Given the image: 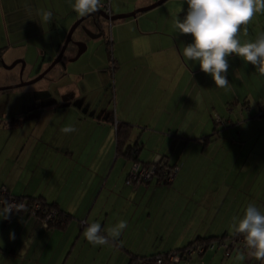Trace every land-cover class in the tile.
I'll list each match as a JSON object with an SVG mask.
<instances>
[{
	"label": "crops",
	"instance_id": "0c3cea01",
	"mask_svg": "<svg viewBox=\"0 0 264 264\" xmlns=\"http://www.w3.org/2000/svg\"><path fill=\"white\" fill-rule=\"evenodd\" d=\"M39 1L0 0L4 57L7 44L13 47L46 34H23L42 24ZM50 1L46 11L53 22L80 19L70 0ZM113 1L101 0L110 4L112 15L126 13L125 0H117L116 6ZM154 1L135 2L133 8ZM186 11L185 0H167L136 17L112 22L111 68H104L102 57L88 58L78 67L68 64L75 87L62 90H67L63 100V93L57 95L52 87L50 97L36 103V111H42L38 116L10 114L15 125L23 118L28 129L0 131L4 145L0 155L7 148L0 156V189L41 198L68 221L44 228L28 213L0 219V264H131L134 257L234 234L233 217H242L249 203L264 212V116L259 114L264 76L232 55L230 86L216 87L198 63L183 56L192 37L179 34L174 20L183 19ZM246 27L248 35L239 34L241 43L264 32V13H257ZM54 52L52 57L58 48ZM14 55L10 57L17 58ZM48 64L44 61L37 73ZM102 73L107 74L104 81ZM108 82L111 98L99 99ZM120 123L131 128L128 144L138 149L139 163L178 166L173 180L168 183L158 175L150 183L127 184L133 160L118 152ZM69 125L76 131L62 133L61 128ZM96 132V141L86 152ZM120 220L127 221V227L117 242L94 247L82 235L88 223L99 222L107 229ZM181 264L261 262L247 251L227 256L219 248L194 253Z\"/></svg>",
	"mask_w": 264,
	"mask_h": 264
},
{
	"label": "clouds",
	"instance_id": "9594fccd",
	"mask_svg": "<svg viewBox=\"0 0 264 264\" xmlns=\"http://www.w3.org/2000/svg\"><path fill=\"white\" fill-rule=\"evenodd\" d=\"M187 11L183 19L174 20L179 34H190L192 42L183 47V56L199 64L200 70L211 76L218 88L228 89V58L235 55L246 64L250 63L256 72L264 76V32L254 41L241 43L239 34L248 35L247 25L257 13H264V0H185ZM70 6L81 17L99 11L101 0H74ZM42 22L52 20L50 11L39 13ZM74 126H65L61 132H75ZM0 219L7 220L13 212L27 211L23 202H10L0 198ZM46 228L47 225L43 224ZM127 221L102 229L99 222L88 223L83 230L84 239L91 245L104 246L119 241ZM232 229L243 236L248 255L264 264V212L249 203L242 217H233ZM14 239V233H10ZM241 259L243 257H240Z\"/></svg>",
	"mask_w": 264,
	"mask_h": 264
},
{
	"label": "rangeland",
	"instance_id": "374dc122",
	"mask_svg": "<svg viewBox=\"0 0 264 264\" xmlns=\"http://www.w3.org/2000/svg\"><path fill=\"white\" fill-rule=\"evenodd\" d=\"M125 1L127 2V4L125 5L126 13H129L133 11L134 9H136V8H133L135 5V2H143V0L142 1L141 0H125ZM39 2L42 5V10L40 9V12L46 11L47 9L51 8L50 0H40ZM116 2L117 0L113 1V4L115 6H116ZM139 4H143V3H139ZM143 6L145 5H140V7H143ZM140 7H137V8H140ZM57 16H60V15H57ZM53 20H54V17L52 16V20L50 24L49 23L47 24L46 22H42V24H40L39 27H32V29L29 30L28 33H25V31L23 33V34L33 35L36 32L43 31L46 33L44 34V36L40 38H36V39L33 38L32 40H27L23 44L19 43L16 46L14 45L13 47H10L8 44L6 45L8 46L7 47L8 56L1 58V61L3 60V62H0V87L18 84L23 81L32 80L35 77H37V75H40V73L43 72L45 68H47L54 61L58 53L61 51L62 46L64 45V42L67 38V35L70 29L73 27V25L77 22L78 19H75L73 22L71 21V23H67V22L58 23V22H53ZM63 20L64 19H60L59 21L62 22ZM91 24H92V17H89L86 20H84L76 28V30L74 31L72 35V40L69 43L65 51V56L63 57V61L55 65L41 80L37 81L36 83L30 84V85L0 91V131L1 133H4L7 131L10 134H12V133H15V131H20L21 129L25 130L28 126H26L24 119L22 118V120H20L18 125H15V123L12 122L14 121L13 119L15 118H13L12 115L10 114L11 113L14 114L17 112L18 113L21 112L23 114L26 112L24 116L28 117L29 113L35 112L37 110L36 103H38V101H39L38 105H41L40 99H43V98L46 99L48 98V96L50 97L51 95L50 92L52 90V87H53L54 93H57V95L58 94L61 95V93H63L65 88H68L67 90H70L71 86L75 87V77L68 76L67 74V72L69 71L68 64L70 65V68L78 67L82 64V62H84L88 58H89L88 60H90L92 57L94 58L102 57L104 68L109 69V66L110 68L112 67L113 52H112V46L110 43V39L113 33V28H112L113 23L110 24V22L107 21L105 24V28H106L105 34L97 38L88 35L85 31V28L90 27ZM7 32L8 31H5V34H7ZM20 35L18 37H20ZM81 43L87 45V50L80 56V58H78L77 60H74V57H71V56H73L78 51L79 44ZM56 48H58L57 55L52 57L53 55H51V52L52 54H54L55 53L54 51ZM41 51H45V55H41L40 54ZM12 53L17 54V55H14V56H17V58L10 57L12 56ZM16 61H24L26 65L23 66L22 62H19L11 69H8L5 67V65H8V66L12 65ZM44 61H47L49 63L48 66H46L45 68L42 69V71L37 73L39 70H41ZM106 75H107L106 73H102L103 81L107 79ZM89 77L90 76H88V79ZM99 80H102V79L99 78ZM90 81L96 82L98 81V79H96L95 77V79L92 78ZM98 83L99 82H97L95 85H97ZM107 87L108 88H105L104 90L100 92L99 99L108 100L111 98V93L109 90L110 88L109 82L107 84ZM67 90H65V93L61 95L62 100L64 97H66ZM93 93H95L94 97H96L98 94V90L93 91ZM57 113L62 114L61 111H58ZM17 126L18 128H16ZM80 129L82 132L84 131L83 127H80ZM97 135H98L97 132L93 135L91 139L92 140L91 145L86 152L90 151L91 146L96 141ZM8 139H5V141L2 140V142H4V144L6 145V142L8 141ZM3 146L4 145H1L0 147H3ZM6 151H7V148H4L0 156H4ZM2 161H3V158L1 157L0 165ZM6 262L1 263V264H11V262L10 263H6ZM25 264H27V262Z\"/></svg>",
	"mask_w": 264,
	"mask_h": 264
},
{
	"label": "built area",
	"instance_id": "2783aa9c",
	"mask_svg": "<svg viewBox=\"0 0 264 264\" xmlns=\"http://www.w3.org/2000/svg\"><path fill=\"white\" fill-rule=\"evenodd\" d=\"M103 7L100 9L104 10L105 13L108 15H112V10L109 3H102ZM264 105H260V110H262ZM260 113V111H259ZM260 115H262L260 113ZM178 170V166H174L170 172H167L168 175H166L167 182H170L174 179V176ZM158 176V166L156 164H149V165H142L139 162H135L133 164V168L131 169L129 176L127 178V184L132 183H150L153 179H155ZM8 194V189L6 187H2L0 190V198H5V195ZM10 202H16L17 199L11 198ZM25 205L26 202H23ZM40 209V204L36 203L32 209L31 215L38 217L42 224H46L47 227L49 226L50 221H52L53 216L55 212L52 210L50 213H48L44 218H40L37 215V210ZM219 248L225 249L226 255L230 256L234 253L235 250H242L247 251L245 248V243L243 236L238 237H228L227 239L223 241L219 240H213L211 243L208 244L207 247L204 245L198 246L197 249L190 248L186 251L185 255H182V252L179 251H171L164 255H157L155 259L153 260L150 256H148L145 259H142L139 261V263L136 264H181L183 261H185V257H190L194 253H205L208 250H217Z\"/></svg>",
	"mask_w": 264,
	"mask_h": 264
},
{
	"label": "trees",
	"instance_id": "16d2710c",
	"mask_svg": "<svg viewBox=\"0 0 264 264\" xmlns=\"http://www.w3.org/2000/svg\"><path fill=\"white\" fill-rule=\"evenodd\" d=\"M260 113L262 114V116H264V107L262 110H259ZM42 111H35L33 113H29V116H38L39 113H41ZM259 113V114H260ZM27 117V116H26ZM130 126L126 123H120L118 124L117 127V146H118V152L124 154L126 157L130 158L131 160H133V164L135 162H139V158H138V149L134 146H131L128 144L129 141V136H130ZM209 139V138H207ZM132 164V166H133ZM149 164H156L158 166V175L162 176V178L164 180H166V175H168L167 172H170V170L174 167V166H168L165 167V165H163L161 162L158 163H146L144 165H149ZM167 181V180H166ZM169 183V182H168ZM2 189V187H1ZM0 189V190H1ZM11 198H15L17 199V203L20 202H26V208L27 211H22V213H28L29 215H31V211L34 207V205L36 203L40 204V209L37 210V215L40 218H44L48 213H50L52 210L55 212L52 221H50L49 226L54 225H62V223L67 222L68 220L65 219V217H63L62 212L55 207L53 204H49L46 201H44L41 198H32V197H24V196H15V195H10L9 192L7 195H5V199L7 200H11ZM15 213V212H13ZM67 220V221H66ZM238 236H242L239 234H231V235H223V236H218V237H212V238H205L202 240H195L193 242H191L190 244H188L187 246L181 248V249H176L173 251H179L182 252V255L184 256L186 251L190 248H195L197 249L198 246L200 245H204L205 247L208 246L209 243H211L213 240H219V241H223L225 239H227L228 237H238ZM171 252V251H169ZM166 253H158V254H154V255H150V257L154 260L155 257L157 255H164L167 254ZM148 256H144V257H134L132 258L131 264H136L139 263L140 260L147 258ZM185 260H188L190 257H185Z\"/></svg>",
	"mask_w": 264,
	"mask_h": 264
},
{
	"label": "water",
	"instance_id": "95a60500",
	"mask_svg": "<svg viewBox=\"0 0 264 264\" xmlns=\"http://www.w3.org/2000/svg\"><path fill=\"white\" fill-rule=\"evenodd\" d=\"M166 1L167 0H157L156 2L152 3L151 5H148V6L139 8V9H135L134 11L129 12V13H120V14L108 15L103 10L99 9V11H97V12H94V13H91V14H89L87 16L81 17L80 19L77 20V22L70 29V31H69V33L67 35V38H66V40L64 42V45H63L58 57H56L54 59V61L49 65V67L45 71H43L40 75H38L37 77H35L32 80L23 81V82H20L18 84H13V85L2 86V87H0V91L7 90V89H14V88L21 87V86L30 85V84L36 83L37 81L41 80L55 65H57L58 63L63 61L62 55H63L64 51L66 50L68 44L71 42L72 35H73L74 31L87 18L98 16L101 19H103L104 21H108V22L112 23V22H115L117 20H122V19L131 18V17H136L138 13L151 10V9L163 4ZM90 32L91 31H88L89 35L92 36V37L97 38V37L101 36V34H92ZM83 45H84L83 48L80 49V51L78 52L77 56L74 57V60H77L78 58H80V56L87 50V45L86 44H83ZM1 62H3V60ZM19 62H22L23 66H25V64H26L24 61H16L12 65H9V66L5 65V67L8 68V69H11Z\"/></svg>",
	"mask_w": 264,
	"mask_h": 264
},
{
	"label": "flooded vegetation",
	"instance_id": "af4514ba",
	"mask_svg": "<svg viewBox=\"0 0 264 264\" xmlns=\"http://www.w3.org/2000/svg\"><path fill=\"white\" fill-rule=\"evenodd\" d=\"M105 24H106V21H104L103 19H101L100 17L98 16H95V17H92V24L90 27L88 28H85V31L86 33L89 35L88 31H91L90 33L92 34H101V36H103L105 34ZM69 45V44H68ZM81 45V46H80ZM83 43L79 44V48H78V51L71 57H76L78 52L80 51V49L83 48ZM63 47V46H62ZM68 47V46H67ZM81 47V48H80ZM67 49V48H66ZM66 51V50H65ZM65 51L62 55V57L65 56ZM60 53V52H59ZM58 53V55H59ZM57 55V54H56ZM57 55V57H58ZM1 57H4L3 54H0V60H1Z\"/></svg>",
	"mask_w": 264,
	"mask_h": 264
},
{
	"label": "bare ground",
	"instance_id": "6f19581e",
	"mask_svg": "<svg viewBox=\"0 0 264 264\" xmlns=\"http://www.w3.org/2000/svg\"><path fill=\"white\" fill-rule=\"evenodd\" d=\"M102 10V9H101ZM104 11V10H103Z\"/></svg>",
	"mask_w": 264,
	"mask_h": 264
}]
</instances>
